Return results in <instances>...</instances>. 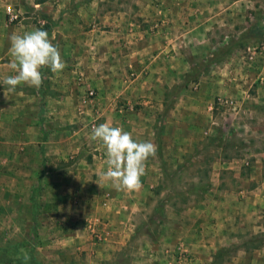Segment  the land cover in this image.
Segmentation results:
<instances>
[{
    "label": "rangeland",
    "instance_id": "1",
    "mask_svg": "<svg viewBox=\"0 0 264 264\" xmlns=\"http://www.w3.org/2000/svg\"><path fill=\"white\" fill-rule=\"evenodd\" d=\"M122 13L156 25L108 76L105 44L79 37ZM36 28L67 66L6 99L10 36ZM0 34V264H109L89 247L122 227L110 264H264V0H0ZM102 123L157 145L139 191L103 178Z\"/></svg>",
    "mask_w": 264,
    "mask_h": 264
},
{
    "label": "clouds",
    "instance_id": "2",
    "mask_svg": "<svg viewBox=\"0 0 264 264\" xmlns=\"http://www.w3.org/2000/svg\"><path fill=\"white\" fill-rule=\"evenodd\" d=\"M53 40L54 37L50 38L43 28L10 36V53L14 61L9 67L15 74L3 81L8 86L4 91L6 99L18 85L39 88L44 79L43 68L47 67L53 73L66 68L59 46ZM91 139L101 141L106 148L107 170L103 178L111 181L117 190L139 191L141 178L146 174V163L150 157H155L157 145L150 140H137L131 132L110 123L93 126Z\"/></svg>",
    "mask_w": 264,
    "mask_h": 264
},
{
    "label": "crops",
    "instance_id": "3",
    "mask_svg": "<svg viewBox=\"0 0 264 264\" xmlns=\"http://www.w3.org/2000/svg\"><path fill=\"white\" fill-rule=\"evenodd\" d=\"M66 7V8H63ZM174 7V6H173ZM62 8L64 9L63 12H69L72 8H68V5H64L62 6ZM60 8V9H62ZM154 9V8H153ZM78 10V9H76ZM161 10H164L162 7L158 8L156 7L155 11H158V14L160 15V13L162 12ZM62 11V10H61ZM92 11V10H91ZM154 11V10H151ZM65 14V13H64ZM78 15V12L71 18L72 22L71 23H64L65 21H63V26L64 27H76L79 23V19L76 17ZM62 16H64L62 14ZM150 16H152V14H150ZM96 17V16H95ZM152 17H155L152 16ZM161 17V16H159ZM110 19V23L109 26L111 27V32L108 33V36L106 38H101L99 36L96 35L95 31L93 29H89L87 30L83 36L79 37L80 40L84 41L83 45H85L86 48H88L89 50H98L99 45L100 44H105V47L107 48L106 50V54H107V58L108 62H110V73L108 76H113L116 75L117 73V69L120 70V68H122V62L125 60H127L128 55V50L130 49V45H136L135 49H134V53L133 54H144V49L143 46L146 43V35L148 33V30L151 29L153 26H155L156 24L152 23L151 20H148L147 18L144 19L142 21L143 25H139L142 26V30H139L138 28H130V26L135 25V23L133 24V22L130 20V18H128V15L126 13H122L120 16H110L108 17ZM160 22L163 23L162 18H159ZM162 25V24H161ZM138 27V25H137ZM75 31V30H74ZM74 31H71V34L73 35L72 37L70 36L71 40H72V51H76V40L73 39V37H75V33ZM4 36V35H3ZM2 35L0 34V42H3V40H1ZM78 38V36H77ZM78 38V39H79ZM70 40V41H71ZM171 41V40H170ZM78 43V42H77ZM134 48V47H133ZM130 54V53H129ZM92 57H84V60H89ZM127 62V61H126ZM121 65V66H120ZM129 217V216H127ZM111 219L113 220H120V224H123V216H111ZM111 238H119V241H111L110 244H106L105 248L100 247V245H92L91 249H94V252H100L103 249H108L106 250V252L109 254L111 253L110 257V263L114 260L113 254L114 253H126L127 251H125V248L123 245V242H126V238H127V234L125 229H120L119 232L113 233L110 236ZM119 243V244H117ZM120 264H126L124 258H120ZM109 263V264H110ZM119 263V261H118ZM115 263V264H118ZM96 264V263H94Z\"/></svg>",
    "mask_w": 264,
    "mask_h": 264
},
{
    "label": "built area",
    "instance_id": "4",
    "mask_svg": "<svg viewBox=\"0 0 264 264\" xmlns=\"http://www.w3.org/2000/svg\"><path fill=\"white\" fill-rule=\"evenodd\" d=\"M17 20V15L16 14H7V22L8 24H12L14 23L15 21ZM92 91H89V95L91 96L92 95Z\"/></svg>",
    "mask_w": 264,
    "mask_h": 264
},
{
    "label": "trees",
    "instance_id": "5",
    "mask_svg": "<svg viewBox=\"0 0 264 264\" xmlns=\"http://www.w3.org/2000/svg\"><path fill=\"white\" fill-rule=\"evenodd\" d=\"M43 2H45V0H35V4H41Z\"/></svg>",
    "mask_w": 264,
    "mask_h": 264
}]
</instances>
